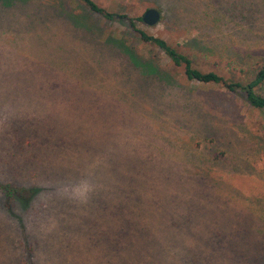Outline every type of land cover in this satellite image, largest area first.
Returning <instances> with one entry per match:
<instances>
[{
  "label": "rangeland",
  "instance_id": "1",
  "mask_svg": "<svg viewBox=\"0 0 264 264\" xmlns=\"http://www.w3.org/2000/svg\"><path fill=\"white\" fill-rule=\"evenodd\" d=\"M94 1L0 2V264H264L263 113L130 25L246 83L264 0Z\"/></svg>",
  "mask_w": 264,
  "mask_h": 264
},
{
  "label": "trees",
  "instance_id": "2",
  "mask_svg": "<svg viewBox=\"0 0 264 264\" xmlns=\"http://www.w3.org/2000/svg\"><path fill=\"white\" fill-rule=\"evenodd\" d=\"M82 4L88 7L92 12L100 15L106 20L113 19H126V16L111 13L96 4L94 0H79ZM150 9V8H149ZM155 9V8H154ZM157 10V9H156ZM159 12V11H158ZM138 21H142L141 18ZM130 25L135 33H137L144 43L151 44L156 48L163 51L165 56L172 62L176 67L183 66L184 74L188 80L196 81L199 84L207 85H217L225 89L227 92L231 93H242L245 99V103L253 109L261 111L263 113L264 121V96L259 94L257 89L264 85V65L257 66V71L254 76L246 83L236 82L232 80L225 79L223 76L214 72H202L192 66V61L187 55L182 54L170 44H168L164 39L159 37H154L142 29L135 26L134 22L130 20ZM264 127V122H263ZM0 190L5 196V201H8L13 191L9 189V186H0ZM8 207V204L5 203Z\"/></svg>",
  "mask_w": 264,
  "mask_h": 264
},
{
  "label": "water",
  "instance_id": "3",
  "mask_svg": "<svg viewBox=\"0 0 264 264\" xmlns=\"http://www.w3.org/2000/svg\"><path fill=\"white\" fill-rule=\"evenodd\" d=\"M141 20L146 26L153 27L160 21V13L154 8L147 9Z\"/></svg>",
  "mask_w": 264,
  "mask_h": 264
},
{
  "label": "clouds",
  "instance_id": "4",
  "mask_svg": "<svg viewBox=\"0 0 264 264\" xmlns=\"http://www.w3.org/2000/svg\"><path fill=\"white\" fill-rule=\"evenodd\" d=\"M88 190H89V189H88L87 187H85L83 191H84L85 193H87Z\"/></svg>",
  "mask_w": 264,
  "mask_h": 264
},
{
  "label": "crops",
  "instance_id": "5",
  "mask_svg": "<svg viewBox=\"0 0 264 264\" xmlns=\"http://www.w3.org/2000/svg\"><path fill=\"white\" fill-rule=\"evenodd\" d=\"M1 1H4V0H0V2H1Z\"/></svg>",
  "mask_w": 264,
  "mask_h": 264
}]
</instances>
